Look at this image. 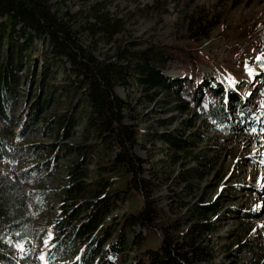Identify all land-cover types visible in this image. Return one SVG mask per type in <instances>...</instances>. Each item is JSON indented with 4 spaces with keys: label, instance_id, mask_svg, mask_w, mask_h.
I'll use <instances>...</instances> for the list:
<instances>
[{
    "label": "rangeland",
    "instance_id": "1",
    "mask_svg": "<svg viewBox=\"0 0 264 264\" xmlns=\"http://www.w3.org/2000/svg\"><path fill=\"white\" fill-rule=\"evenodd\" d=\"M51 3L62 12L77 14L75 26L80 29L82 43L91 46L100 59H115L119 46L148 49L159 56L158 67L167 83L174 87L155 89L130 77V93L142 131L136 150L143 157L152 156L156 163L163 160L157 164L166 177L158 196L159 206L168 208L169 195L178 199L177 213H185L200 199L220 201L215 216V235L220 239L214 240L216 259L220 264H264V0H51ZM99 5L122 21V33L112 40L104 36L93 38L87 28L88 20H93L92 12ZM192 15L218 21L208 37L190 40L187 28ZM16 64L12 101L7 116L4 120L0 118L3 141L0 177L19 180L38 211L29 205L34 221L25 236H17L9 244L6 264H72L78 254L76 248L64 257L49 258L47 242L53 236L57 219L63 217L66 170L70 165L66 146L79 143L82 126H74L69 134L61 136L56 171L47 177L44 164L49 146L59 139L55 129L46 126V119L54 112L65 111L70 99L57 95L53 106L47 108L43 101L46 93L40 90L39 79L44 69L40 60L29 64H34L32 73L25 59ZM199 71L207 77L203 83H198ZM55 77L63 81L62 68ZM222 83L231 89L226 91ZM118 91L125 95L124 88ZM38 100L42 108L36 113L34 104ZM210 102L224 107L229 115L217 119L210 111ZM243 111L247 112L246 120ZM165 132L186 138L189 146L186 150L177 149L158 139ZM164 149H168L167 154L161 152ZM176 154L180 158L174 162ZM199 162L203 176H188L186 172L200 166ZM127 209L129 206L125 204L113 216L121 218ZM106 221L111 225L112 217ZM136 231L147 233L141 227ZM133 235L125 233L127 244H120L108 256L107 239L99 248L97 260L101 259L103 264H140L139 250L131 242Z\"/></svg>",
    "mask_w": 264,
    "mask_h": 264
},
{
    "label": "trees",
    "instance_id": "2",
    "mask_svg": "<svg viewBox=\"0 0 264 264\" xmlns=\"http://www.w3.org/2000/svg\"><path fill=\"white\" fill-rule=\"evenodd\" d=\"M76 16L55 9L51 0H0V118L7 116L12 101L11 86L17 82L14 66L25 59L32 73L34 64H29L39 59L44 66L39 82L40 90L46 93V107L53 106L57 95L70 99L65 111L54 112L46 119V126L53 127L59 139L49 146L44 164L47 177L56 171L61 136L69 134L74 126H82L79 143L74 147L65 145L70 165L66 170L63 217L57 219L53 236L47 242L49 258L64 257L74 247L78 254L72 264H103L97 260L102 244L107 239L110 242L105 252L108 256L120 244L126 245L129 240L125 233L132 232L131 242L139 250L140 264H220L214 241L220 240L215 235L220 201L200 199L185 213H177L178 199L169 195L168 208L160 207L158 196L166 177L157 164L163 160L156 163L152 156L143 157L136 150L142 131L130 93V77L155 89L174 87L158 67L159 56L148 49L119 46L115 59H100L91 46L82 43L80 29L75 26ZM91 17L87 28L93 38L104 36L112 40L123 31L121 19L101 5ZM217 22L192 15L187 28L190 40L208 37ZM59 68L64 73L63 81L55 77ZM197 80L203 83L207 77L199 71ZM222 86L226 91L230 88L225 83ZM119 88L125 89L124 96ZM34 108L40 112L39 100ZM223 108L210 102V111L217 119L229 115ZM242 117L247 119L246 111ZM158 139L177 149L186 150L189 146V141L175 132L161 133ZM2 144L0 139V148ZM161 152L167 154L168 149ZM173 158L176 162L180 156ZM199 164L187 175L201 178L202 163ZM30 204L32 210L38 211L19 180L0 177V264L9 260V244L17 236H25L32 225ZM125 204L129 209L124 215L113 216ZM109 217L111 225L106 224ZM137 227L147 233L137 232ZM115 233L116 238L112 235Z\"/></svg>",
    "mask_w": 264,
    "mask_h": 264
}]
</instances>
